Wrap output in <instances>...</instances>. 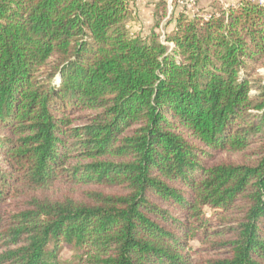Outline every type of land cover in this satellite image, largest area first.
I'll use <instances>...</instances> for the list:
<instances>
[{
  "label": "trees",
  "instance_id": "trees-1",
  "mask_svg": "<svg viewBox=\"0 0 264 264\" xmlns=\"http://www.w3.org/2000/svg\"><path fill=\"white\" fill-rule=\"evenodd\" d=\"M154 9L0 0V264H264V3Z\"/></svg>",
  "mask_w": 264,
  "mask_h": 264
},
{
  "label": "rangeland",
  "instance_id": "rangeland-1",
  "mask_svg": "<svg viewBox=\"0 0 264 264\" xmlns=\"http://www.w3.org/2000/svg\"><path fill=\"white\" fill-rule=\"evenodd\" d=\"M161 0H131L134 10L136 12V20L134 23V31L142 32L144 35L150 32L154 24L152 20L153 10L149 9L147 5L157 4ZM166 4V13L161 16L159 29L165 30V24L169 20V17L174 12H184L188 17H192L194 14L198 16H209L210 12L218 7H228L238 5L243 0H164ZM259 2L260 0H244ZM148 2V3H146ZM146 3V4H145ZM171 24L168 26L171 28ZM167 27V28H168ZM263 75L264 71H260ZM197 246L196 244H192Z\"/></svg>",
  "mask_w": 264,
  "mask_h": 264
},
{
  "label": "built area",
  "instance_id": "built-area-1",
  "mask_svg": "<svg viewBox=\"0 0 264 264\" xmlns=\"http://www.w3.org/2000/svg\"><path fill=\"white\" fill-rule=\"evenodd\" d=\"M259 3H264V0H260L259 1ZM194 16H197V14H194L192 17H194ZM192 17H190V18H192ZM205 17V16H204ZM209 16H206L205 18H208ZM160 32H161V35H160V41L162 42V43H164V32H163V30H161L160 29Z\"/></svg>",
  "mask_w": 264,
  "mask_h": 264
},
{
  "label": "crops",
  "instance_id": "crops-1",
  "mask_svg": "<svg viewBox=\"0 0 264 264\" xmlns=\"http://www.w3.org/2000/svg\"><path fill=\"white\" fill-rule=\"evenodd\" d=\"M241 2H245V1L243 0V1H241ZM146 3H148V2H146ZM146 3H145V4H146ZM147 6H148L149 9H151V10L154 11V10H155L154 8H155L156 4L153 3L152 5H147ZM153 13H154V12H153ZM152 18H153L152 20H154V14H153ZM150 30H151V28H150Z\"/></svg>",
  "mask_w": 264,
  "mask_h": 264
}]
</instances>
